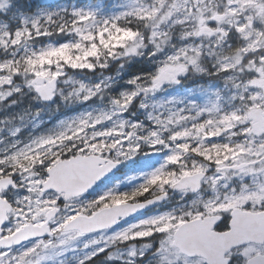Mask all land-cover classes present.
<instances>
[{
	"label": "snow or ice",
	"instance_id": "1",
	"mask_svg": "<svg viewBox=\"0 0 264 264\" xmlns=\"http://www.w3.org/2000/svg\"><path fill=\"white\" fill-rule=\"evenodd\" d=\"M26 95L82 110L0 117V264H264V0H0Z\"/></svg>",
	"mask_w": 264,
	"mask_h": 264
},
{
	"label": "rangeland",
	"instance_id": "2",
	"mask_svg": "<svg viewBox=\"0 0 264 264\" xmlns=\"http://www.w3.org/2000/svg\"><path fill=\"white\" fill-rule=\"evenodd\" d=\"M11 98V97H10ZM9 98V99H10ZM18 98V97H17ZM24 102L29 106L31 105L32 109H37V108H43L44 111H48L51 113V105H45V104H42L40 102H37V101H33L31 99V96L30 95H26L24 96ZM27 109V108H26ZM78 109V111L82 110L81 106H76L74 108H69V109H62L60 112H56L55 114H51V117L52 116H61V115H64V112L66 111H72L71 113H74L75 111L73 110H76ZM6 111V109H5ZM10 112V111H9ZM45 118V120H47V117L46 116H42ZM39 119H41V117H39ZM52 121H54V119L52 118ZM21 123V121L19 120V124Z\"/></svg>",
	"mask_w": 264,
	"mask_h": 264
},
{
	"label": "trees",
	"instance_id": "3",
	"mask_svg": "<svg viewBox=\"0 0 264 264\" xmlns=\"http://www.w3.org/2000/svg\"><path fill=\"white\" fill-rule=\"evenodd\" d=\"M38 2H40L42 5H46V6H55L56 4H61V3H67L68 0H54V2L50 1V0H38ZM166 93H159V96H164ZM24 106L25 104L22 103L20 100L19 102L16 104V108L18 111H22L24 110ZM108 264H111V262H108Z\"/></svg>",
	"mask_w": 264,
	"mask_h": 264
}]
</instances>
